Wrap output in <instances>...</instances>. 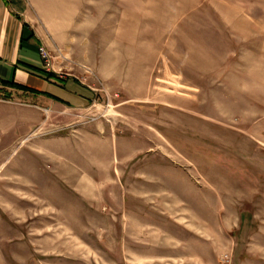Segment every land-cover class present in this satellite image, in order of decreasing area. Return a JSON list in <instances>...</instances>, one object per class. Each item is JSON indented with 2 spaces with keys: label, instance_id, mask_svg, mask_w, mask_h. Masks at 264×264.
Listing matches in <instances>:
<instances>
[{
  "label": "rangeland",
  "instance_id": "374dc122",
  "mask_svg": "<svg viewBox=\"0 0 264 264\" xmlns=\"http://www.w3.org/2000/svg\"><path fill=\"white\" fill-rule=\"evenodd\" d=\"M22 2L90 97L0 139V264H264V0Z\"/></svg>",
  "mask_w": 264,
  "mask_h": 264
},
{
  "label": "crops",
  "instance_id": "0c3cea01",
  "mask_svg": "<svg viewBox=\"0 0 264 264\" xmlns=\"http://www.w3.org/2000/svg\"><path fill=\"white\" fill-rule=\"evenodd\" d=\"M26 12L22 0H0V139L9 142L35 132L51 110L83 107L90 97L45 71L42 34Z\"/></svg>",
  "mask_w": 264,
  "mask_h": 264
},
{
  "label": "built area",
  "instance_id": "2783aa9c",
  "mask_svg": "<svg viewBox=\"0 0 264 264\" xmlns=\"http://www.w3.org/2000/svg\"><path fill=\"white\" fill-rule=\"evenodd\" d=\"M39 55H40V58H41V60H42V62H43V64H44V68H45V70L46 69H49V67H50V64H49V59H48V55L46 54V52L42 49V48H39Z\"/></svg>",
  "mask_w": 264,
  "mask_h": 264
}]
</instances>
